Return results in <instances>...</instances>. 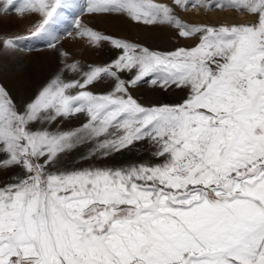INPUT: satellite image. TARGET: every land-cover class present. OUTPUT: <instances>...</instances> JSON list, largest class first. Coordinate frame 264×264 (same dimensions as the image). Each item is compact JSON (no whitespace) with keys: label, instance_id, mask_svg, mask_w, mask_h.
<instances>
[{"label":"snow or ice","instance_id":"1","mask_svg":"<svg viewBox=\"0 0 264 264\" xmlns=\"http://www.w3.org/2000/svg\"><path fill=\"white\" fill-rule=\"evenodd\" d=\"M13 15L36 21L0 35V264H264V0H0ZM65 35L108 58L83 62ZM30 43L58 64L18 103L6 82Z\"/></svg>","mask_w":264,"mask_h":264},{"label":"rangeland","instance_id":"2","mask_svg":"<svg viewBox=\"0 0 264 264\" xmlns=\"http://www.w3.org/2000/svg\"><path fill=\"white\" fill-rule=\"evenodd\" d=\"M159 2V0H158ZM164 2H169V0H164ZM192 10V9H191ZM189 10L187 12H180V16L183 20L187 21V22H191V23H212V24H220V23H232V22H243L246 19H248V17L244 16V15H240L234 11H229L231 12V15H235V17H240V19H226V17L224 16L225 12H218V11H213V12H209V13H205L204 11L201 12V10ZM194 13V16H189V15H185V13ZM69 20H71V18H69ZM85 23L90 24L91 26H94L95 28H97L98 30H101L107 34H111L114 36H119V37H123L128 39L129 41H133V42H139L141 44H145L146 46L152 47V48H160L162 50H171L174 49L177 46H186V45H191L192 43H194L193 41H185V40H180L178 43L174 40V39H168L166 37H175V32L170 29V28H165L162 30H156L155 33H149L148 31H141L142 29H138L137 26H135L134 24L131 23H127L126 21H119L117 24H114V26H108L105 21H103L100 17H88L87 21L84 20ZM67 24H61L59 26L61 32L62 29H64L65 27H67ZM74 27V26H73ZM135 32H134V30ZM10 29V28H9ZM5 31H9L8 28L7 30H2V34L0 33V35H14V36H26L27 35V29L24 28L23 30H18V31H9L8 33H6ZM133 31V32H132ZM137 32V33H136ZM170 32H174L173 34ZM67 36H63L62 37V44L64 49H66L68 52L72 53L76 58L79 59V55H82L86 50L89 51V49L83 45L81 42L79 43H75L78 42V40L70 38L69 40H73L72 41H66ZM68 43H72L75 44L74 46H67L66 44ZM77 44H80L82 46H78ZM27 48H32L34 49L33 51H27ZM45 49V45L43 43H30L28 45L25 46V50L21 51L18 53L17 57H21L23 56V58H21V64L22 66L26 64L25 67L29 68L30 71H32L36 65H38L43 59L41 57V53L39 52L40 49ZM107 46H105V51H107ZM90 52H93L90 50ZM87 53V52H86ZM96 54L89 56V58L87 59H81L83 62H92V61H99V60H106L108 57L105 56L102 52H95ZM56 56V55H55ZM57 60V59H56ZM47 61V60H46ZM54 63H51L50 66H53ZM54 71L53 69H50V72ZM40 88V87H39ZM39 88H32V93H34L36 90H38ZM9 89V88H8ZM10 91V89H9ZM10 93L12 94V91H10ZM13 95V94H12ZM28 95H30L29 93H23L19 96V98L16 99V97L13 95L14 99L20 103L23 99H25ZM133 154L130 153H126L125 157H123L122 159H124L125 161L128 160L129 157H132Z\"/></svg>","mask_w":264,"mask_h":264},{"label":"bare ground","instance_id":"3","mask_svg":"<svg viewBox=\"0 0 264 264\" xmlns=\"http://www.w3.org/2000/svg\"><path fill=\"white\" fill-rule=\"evenodd\" d=\"M191 9L192 8H189V10H191ZM192 10L195 11L196 9H192ZM201 12H203L202 9H201ZM230 13L231 12H229V11L225 12L224 16L226 17V19H228V18L230 20L231 19H240V17H238V18L235 17V15H237V14L231 15ZM185 15H189L192 17L195 14L188 12V13H185ZM87 18H88V16H85V17H83V20L87 21ZM34 21H36V17H31L29 19H18L15 15L8 17V18L0 19V33L2 34V30H5V29L7 30V28L9 31H18V30H23L24 28L27 29L30 26V23L34 22ZM117 23L118 22L112 23L111 21H108L106 24L108 26H114V24H117ZM132 29H133V27H132ZM9 31H5V32L8 33ZM62 31H63V29H62ZM141 31H143V30H141ZM134 32H135V30H134ZM170 33H172V32H170ZM70 38H72V37L67 36L66 41H70V42L72 41V43H73V40H69ZM79 42L80 41L78 40V42H75V43H79ZM72 43L71 44L68 43L66 45L67 46H69V45L74 46L75 44H72ZM77 45L82 46L80 44H77ZM39 52L41 53V57L43 60L38 65H36V67L32 71H30L29 68L25 67L26 64H25V66L24 65L22 66V64H21L22 70L19 73V76L18 77L13 76L11 78V80L6 82V87H8L10 89V91H12V94L16 97V99L19 98V96L23 93L31 94V92H30V91H32L31 87L34 89L39 88L42 85V83L48 78V75L50 73V69L55 70L57 67L58 61L56 60L57 56H55L56 55L55 53L46 50V48L45 49L41 48ZM94 54H96V53L90 52V50L89 51L86 50L82 55H79V59H87V58H89V56L94 55ZM17 55H18V53H17ZM17 55L13 59L21 62V60H22L21 58H23V56L17 57ZM51 63H54L53 66H50Z\"/></svg>","mask_w":264,"mask_h":264}]
</instances>
